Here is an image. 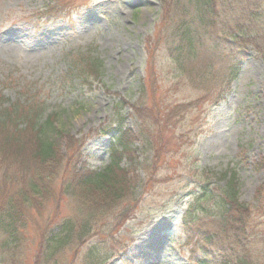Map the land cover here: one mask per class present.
I'll list each match as a JSON object with an SVG mask.
<instances>
[{
	"label": "rangeland",
	"instance_id": "rangeland-1",
	"mask_svg": "<svg viewBox=\"0 0 264 264\" xmlns=\"http://www.w3.org/2000/svg\"><path fill=\"white\" fill-rule=\"evenodd\" d=\"M163 19L161 0H0V90L8 99L45 101L47 114L84 143L90 169L110 162L111 130L119 124L138 137L135 164L123 159L142 179L130 201L132 217L120 227L116 212L99 216L98 232L78 247L71 264H199L202 241L182 232L183 224L194 223L185 211L205 217L196 210V162L215 177L235 169L241 201L251 202L264 181L256 167L264 156V52L248 50L232 90L217 101L218 91L192 82L189 66L178 69L168 30L156 37ZM90 55L101 64V78H77L74 88L67 72L78 62L91 72L84 63ZM206 67L200 73L220 84L225 66ZM153 138L163 155L151 175L144 166L153 163ZM43 222L30 224L26 264L36 259ZM72 252L58 263H68Z\"/></svg>",
	"mask_w": 264,
	"mask_h": 264
},
{
	"label": "trees",
	"instance_id": "trees-1",
	"mask_svg": "<svg viewBox=\"0 0 264 264\" xmlns=\"http://www.w3.org/2000/svg\"><path fill=\"white\" fill-rule=\"evenodd\" d=\"M161 3L163 27L156 37L161 35L159 31L168 30L169 52L178 69L189 66L185 72L192 82L208 93L218 91L217 101L222 93L232 90L250 49L264 52V42H260L264 40V0ZM78 63L71 65L66 75H72L74 88L79 82H91L93 76L101 78L97 57L84 59L91 72L82 70ZM221 66L225 70L216 79L220 84L200 73L204 67L210 72ZM74 69L79 70L78 75ZM77 78L79 82L74 81ZM6 97L0 91V264H26L24 244L30 237V224H36L39 218L44 222L39 227L33 264H46L44 261L48 260L59 264L67 249L74 251L65 263L71 264L76 260L78 247L98 232L94 226L99 216L116 212L122 220L120 227L132 217L130 201L136 197L142 179L135 169L124 165L123 159L135 164L134 143L138 137L119 124L111 130L115 140L110 162L102 169H90L84 143L70 138L58 118L47 114L45 101H10ZM4 103L9 104L3 106ZM149 144L153 163H147L144 171L152 175L160 168L163 152L154 138ZM196 166V210L205 217L200 220L198 215H192L193 211H185V217L194 223L183 224L182 232L202 241L204 256L198 263L264 264V181L251 202L241 201L235 169L229 168L215 177L202 170L198 162ZM256 167L264 170V156ZM64 206L69 212L63 213ZM79 213L82 218L78 221Z\"/></svg>",
	"mask_w": 264,
	"mask_h": 264
}]
</instances>
